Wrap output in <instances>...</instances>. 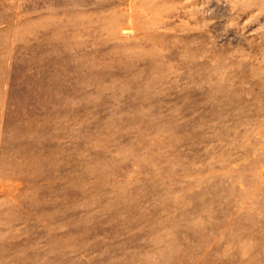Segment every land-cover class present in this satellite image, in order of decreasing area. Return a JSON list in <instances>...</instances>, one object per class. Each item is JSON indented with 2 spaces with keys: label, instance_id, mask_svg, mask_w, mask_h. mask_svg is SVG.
I'll return each instance as SVG.
<instances>
[{
  "label": "rangeland",
  "instance_id": "1",
  "mask_svg": "<svg viewBox=\"0 0 264 264\" xmlns=\"http://www.w3.org/2000/svg\"><path fill=\"white\" fill-rule=\"evenodd\" d=\"M0 264H264V0H0Z\"/></svg>",
  "mask_w": 264,
  "mask_h": 264
}]
</instances>
